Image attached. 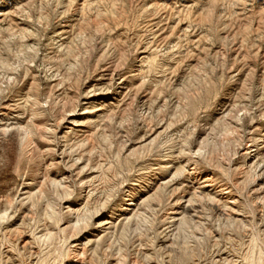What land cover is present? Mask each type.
<instances>
[{
	"label": "rangeland",
	"instance_id": "obj_1",
	"mask_svg": "<svg viewBox=\"0 0 264 264\" xmlns=\"http://www.w3.org/2000/svg\"><path fill=\"white\" fill-rule=\"evenodd\" d=\"M0 264H264V0H0Z\"/></svg>",
	"mask_w": 264,
	"mask_h": 264
},
{
	"label": "bare ground",
	"instance_id": "obj_2",
	"mask_svg": "<svg viewBox=\"0 0 264 264\" xmlns=\"http://www.w3.org/2000/svg\"><path fill=\"white\" fill-rule=\"evenodd\" d=\"M255 148H256V147H255ZM253 153H254V152H253ZM255 153H256V152H255ZM254 156H255V154H254ZM256 156H258V155H256ZM256 156H255V157H256ZM253 159H255V158H253ZM257 159H258V157H257ZM255 161H256V160H255ZM235 216H236V215H235ZM232 218H234V216H233Z\"/></svg>",
	"mask_w": 264,
	"mask_h": 264
}]
</instances>
